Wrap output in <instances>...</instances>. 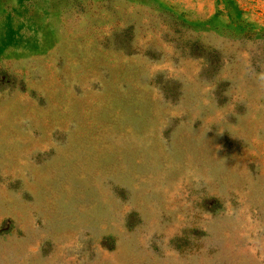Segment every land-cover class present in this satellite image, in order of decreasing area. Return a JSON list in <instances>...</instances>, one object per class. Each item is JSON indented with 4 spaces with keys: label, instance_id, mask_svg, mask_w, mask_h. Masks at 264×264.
I'll return each mask as SVG.
<instances>
[{
    "label": "rangeland",
    "instance_id": "obj_1",
    "mask_svg": "<svg viewBox=\"0 0 264 264\" xmlns=\"http://www.w3.org/2000/svg\"><path fill=\"white\" fill-rule=\"evenodd\" d=\"M0 264H264V0H0Z\"/></svg>",
    "mask_w": 264,
    "mask_h": 264
}]
</instances>
